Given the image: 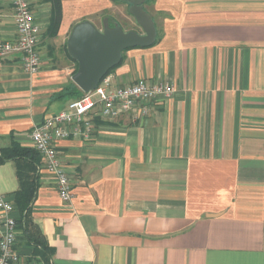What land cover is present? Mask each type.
<instances>
[{
  "label": "crops",
  "instance_id": "obj_1",
  "mask_svg": "<svg viewBox=\"0 0 264 264\" xmlns=\"http://www.w3.org/2000/svg\"><path fill=\"white\" fill-rule=\"evenodd\" d=\"M41 28L40 71L18 56L0 61V147H32L30 133L75 99L67 50L88 20L142 33L128 0H30ZM155 43L123 53L113 87L170 83L176 93L146 117L99 120L90 140L62 139L72 177L64 202L36 166L29 215L52 249L49 264H264V0H145ZM16 37L15 12L0 0V42ZM78 87V86H77ZM79 88V87H78ZM18 163L0 162V194L15 205ZM18 264H45L18 228Z\"/></svg>",
  "mask_w": 264,
  "mask_h": 264
},
{
  "label": "built area",
  "instance_id": "obj_2",
  "mask_svg": "<svg viewBox=\"0 0 264 264\" xmlns=\"http://www.w3.org/2000/svg\"><path fill=\"white\" fill-rule=\"evenodd\" d=\"M15 12L16 37L0 42V61L18 56L26 73L40 71L38 51L41 28L36 21L30 0H9ZM176 93L170 83L148 84L140 81L125 87H113L111 77H104L95 90L73 99L68 109L49 116L34 126L30 133L32 148L38 152L43 168L53 175L61 199L72 201L73 182L65 169L57 142L62 139L90 140L99 120L114 121L125 113L136 112L138 118L148 116L154 105L168 100ZM15 205L0 194V264H18V223L14 217Z\"/></svg>",
  "mask_w": 264,
  "mask_h": 264
},
{
  "label": "water",
  "instance_id": "obj_3",
  "mask_svg": "<svg viewBox=\"0 0 264 264\" xmlns=\"http://www.w3.org/2000/svg\"><path fill=\"white\" fill-rule=\"evenodd\" d=\"M128 1L129 11L142 33L135 29L125 31L120 25L111 27L108 22L100 30L88 20L76 24L72 29L67 50L78 64L72 80L84 93L96 89L101 80L122 62L126 50L149 47L155 43L156 26L144 9L145 0Z\"/></svg>",
  "mask_w": 264,
  "mask_h": 264
},
{
  "label": "trees",
  "instance_id": "obj_4",
  "mask_svg": "<svg viewBox=\"0 0 264 264\" xmlns=\"http://www.w3.org/2000/svg\"><path fill=\"white\" fill-rule=\"evenodd\" d=\"M51 1L53 3V22L50 27V31L52 34H55L57 32L61 18V0ZM77 69L78 65L74 74L76 73ZM111 71L107 75H109ZM67 91L75 99L82 97L84 94V92L75 85L72 89H68ZM10 159H15L18 163L20 190L16 194L15 203L20 213L24 214L23 217L17 220L18 228L24 231L28 242L35 245L37 253L42 257L45 264H49L52 255V249L45 243L41 236V232L39 229L33 226V223L29 217L37 193L38 183L36 166L41 161V157L32 147H24L14 143L8 148L0 147V162Z\"/></svg>",
  "mask_w": 264,
  "mask_h": 264
}]
</instances>
